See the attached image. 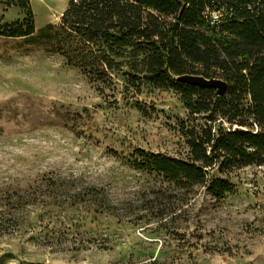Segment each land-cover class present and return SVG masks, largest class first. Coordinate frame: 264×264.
Segmentation results:
<instances>
[{
    "label": "rangeland",
    "instance_id": "1",
    "mask_svg": "<svg viewBox=\"0 0 264 264\" xmlns=\"http://www.w3.org/2000/svg\"><path fill=\"white\" fill-rule=\"evenodd\" d=\"M67 4L0 0V25L30 9L38 30ZM123 73L91 81L0 33V264H264V165L226 175L222 200L136 168L137 149L184 157L189 115Z\"/></svg>",
    "mask_w": 264,
    "mask_h": 264
},
{
    "label": "trees",
    "instance_id": "2",
    "mask_svg": "<svg viewBox=\"0 0 264 264\" xmlns=\"http://www.w3.org/2000/svg\"><path fill=\"white\" fill-rule=\"evenodd\" d=\"M183 1L179 15V0H68L59 23L36 30L29 9L0 33L60 54L91 81L122 71L127 85L179 92L186 155L137 149L133 165L222 200L235 189L226 175L264 165V0ZM207 7L223 10L219 24L204 16ZM183 74L221 78L227 91L183 82Z\"/></svg>",
    "mask_w": 264,
    "mask_h": 264
},
{
    "label": "water",
    "instance_id": "3",
    "mask_svg": "<svg viewBox=\"0 0 264 264\" xmlns=\"http://www.w3.org/2000/svg\"><path fill=\"white\" fill-rule=\"evenodd\" d=\"M181 2V7L179 10V15L182 13L185 2L183 0H179ZM179 80L192 84V85H199L201 87H208V88H215L216 93L218 95H224L228 88L227 81L221 79V78H206L202 75H194V74H183L178 77Z\"/></svg>",
    "mask_w": 264,
    "mask_h": 264
},
{
    "label": "built area",
    "instance_id": "4",
    "mask_svg": "<svg viewBox=\"0 0 264 264\" xmlns=\"http://www.w3.org/2000/svg\"><path fill=\"white\" fill-rule=\"evenodd\" d=\"M203 13L204 16L209 20V23L211 25H216L221 21L223 10L210 9L209 7H207L206 10L203 11Z\"/></svg>",
    "mask_w": 264,
    "mask_h": 264
}]
</instances>
